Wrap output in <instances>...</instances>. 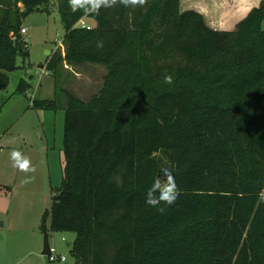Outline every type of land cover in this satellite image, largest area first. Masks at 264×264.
<instances>
[{
	"label": "trees",
	"instance_id": "obj_1",
	"mask_svg": "<svg viewBox=\"0 0 264 264\" xmlns=\"http://www.w3.org/2000/svg\"><path fill=\"white\" fill-rule=\"evenodd\" d=\"M49 3L0 0V91L29 57L23 19ZM180 3L57 0L56 86L64 61L107 69L88 100L65 89L32 101L64 110L50 229L75 233V264H264V0L233 30ZM29 88L21 78L14 94ZM162 168L178 196L160 213L145 193Z\"/></svg>",
	"mask_w": 264,
	"mask_h": 264
},
{
	"label": "rangeland",
	"instance_id": "obj_2",
	"mask_svg": "<svg viewBox=\"0 0 264 264\" xmlns=\"http://www.w3.org/2000/svg\"><path fill=\"white\" fill-rule=\"evenodd\" d=\"M48 7L49 12L41 6L23 19V28L26 29L23 35L27 40L29 57L25 59L18 57L19 67L9 73V85L5 90L0 91V147L7 145V140L17 138L18 141L19 137L26 136L25 142L29 146L34 142L37 145L41 144L46 147L49 154V163L45 157L42 161L43 168H46L43 188L35 182L39 194L27 192L32 183L31 177L28 176L26 181L16 179L15 166L10 156L5 161L0 160V193L5 195L4 193L10 190L14 182H17L19 189L15 193L14 204L11 205L10 223L0 225V264H55L48 260L47 255L41 254L44 230L49 235L50 246H55L58 255L66 257V261L61 264H75L70 253L75 233L50 229L51 214L49 212L53 201L52 196L56 188L60 186L63 177L64 110L37 109L29 104L31 99L39 98L38 95L34 97L33 93L35 83L42 79L45 81L43 96L63 100L65 89H67L79 98L88 100L101 88L107 69L103 65L94 63L74 66L64 61L58 76V86L55 84L54 76L48 70L42 74L41 65L45 64L54 51L64 55L65 28L57 10V0H50ZM93 24L95 25V21L88 17H83L77 22V26L91 27ZM261 27L264 30V21ZM25 70L28 71L27 79L31 84L27 90V96L14 94L18 78L25 73ZM21 111L24 112L20 113ZM49 164L52 165L50 173ZM22 166L27 167L25 163ZM46 211L48 214L43 221ZM3 220L0 218V222Z\"/></svg>",
	"mask_w": 264,
	"mask_h": 264
},
{
	"label": "crops",
	"instance_id": "obj_3",
	"mask_svg": "<svg viewBox=\"0 0 264 264\" xmlns=\"http://www.w3.org/2000/svg\"><path fill=\"white\" fill-rule=\"evenodd\" d=\"M260 2L261 0H181L180 6L183 10L194 9L203 14L207 24L214 29L233 30L236 24L248 14L251 8L258 6ZM92 26H94V24ZM45 65L46 62L44 66L41 67V70L43 71L42 74H45V72H47ZM27 73L28 71L25 70V73L20 75L18 81L19 79L23 78L30 84V80L27 79ZM44 82L45 81H43L42 79L40 82L38 81L35 83L33 93L35 96H33L36 97V95H38V99L44 100L53 99L49 96H43ZM27 92L28 91H26L25 94L26 96ZM33 100H36V98L31 99V102L29 104L31 107H33ZM22 112L24 111H21L20 113ZM25 137L26 136L19 137L18 141L17 138L14 140H7V145H3L0 147V160L5 161L10 156V159L13 161V164L15 166L14 174L16 179H23L26 181L28 176L31 177L32 183L27 192L32 194H39V191L36 190V184L40 185L41 188H43L44 186V174L46 172V168H43L42 165L44 164V162L42 161L44 160V157L48 161L49 154L46 151V147H43L41 144L37 145L34 142V144H30L29 146V144L25 142ZM40 142L43 143L42 141ZM13 153H16V155L14 156ZM23 163H25L27 167L22 166ZM51 166L52 165L49 164V173ZM16 183L17 182L13 183V186L9 188L10 190L4 193L5 195H2V193H0V218L4 219L2 222H0V225H5L6 222L10 223V217L12 214L10 210L11 205L14 204L13 200L16 196L15 193H17L19 190ZM8 229H10V227Z\"/></svg>",
	"mask_w": 264,
	"mask_h": 264
},
{
	"label": "clouds",
	"instance_id": "obj_4",
	"mask_svg": "<svg viewBox=\"0 0 264 264\" xmlns=\"http://www.w3.org/2000/svg\"><path fill=\"white\" fill-rule=\"evenodd\" d=\"M165 83H171V76L164 77ZM15 156L16 153H13ZM158 176L165 177L164 180H158ZM178 196V188L175 183L174 176L169 169H160L155 178L153 179L151 185L147 188L145 193V203L156 208L160 213L166 210L165 206H171L175 203Z\"/></svg>",
	"mask_w": 264,
	"mask_h": 264
},
{
	"label": "built area",
	"instance_id": "obj_5",
	"mask_svg": "<svg viewBox=\"0 0 264 264\" xmlns=\"http://www.w3.org/2000/svg\"><path fill=\"white\" fill-rule=\"evenodd\" d=\"M82 27H85V25H83ZM21 33L25 34L26 33V29L22 27L21 28ZM46 255L48 257V260L51 263L61 264V263L66 261V257L65 256L57 254L55 246H50L49 253L46 254Z\"/></svg>",
	"mask_w": 264,
	"mask_h": 264
},
{
	"label": "water",
	"instance_id": "obj_6",
	"mask_svg": "<svg viewBox=\"0 0 264 264\" xmlns=\"http://www.w3.org/2000/svg\"><path fill=\"white\" fill-rule=\"evenodd\" d=\"M63 26H65V23L62 22ZM44 65H41V67H43ZM173 176L175 177V173H173ZM158 180H164L165 177L163 176H158L157 177ZM43 227V226H42ZM49 249H50V244H49V235L47 233L46 230L43 231V248H42V251H41V254H48L49 253Z\"/></svg>",
	"mask_w": 264,
	"mask_h": 264
}]
</instances>
